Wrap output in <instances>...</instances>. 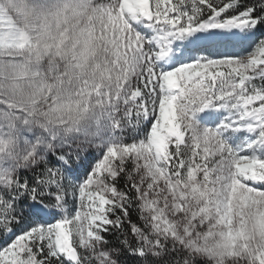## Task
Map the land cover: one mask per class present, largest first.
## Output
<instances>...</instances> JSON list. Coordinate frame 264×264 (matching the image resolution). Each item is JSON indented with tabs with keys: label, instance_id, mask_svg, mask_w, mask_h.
Segmentation results:
<instances>
[{
	"label": "snow or ice",
	"instance_id": "6c2138e0",
	"mask_svg": "<svg viewBox=\"0 0 264 264\" xmlns=\"http://www.w3.org/2000/svg\"><path fill=\"white\" fill-rule=\"evenodd\" d=\"M0 264H264V0H0Z\"/></svg>",
	"mask_w": 264,
	"mask_h": 264
},
{
	"label": "trees",
	"instance_id": "16d2710c",
	"mask_svg": "<svg viewBox=\"0 0 264 264\" xmlns=\"http://www.w3.org/2000/svg\"><path fill=\"white\" fill-rule=\"evenodd\" d=\"M133 219H135L136 217H135V214H133V217H132Z\"/></svg>",
	"mask_w": 264,
	"mask_h": 264
}]
</instances>
